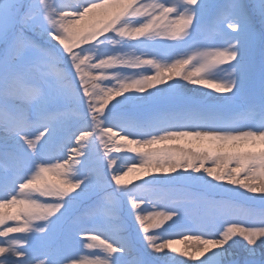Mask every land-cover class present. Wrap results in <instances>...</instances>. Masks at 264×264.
I'll use <instances>...</instances> for the list:
<instances>
[{"label":"snow or ice","instance_id":"obj_1","mask_svg":"<svg viewBox=\"0 0 264 264\" xmlns=\"http://www.w3.org/2000/svg\"><path fill=\"white\" fill-rule=\"evenodd\" d=\"M0 264H264V0H0Z\"/></svg>","mask_w":264,"mask_h":264},{"label":"rangeland","instance_id":"obj_2","mask_svg":"<svg viewBox=\"0 0 264 264\" xmlns=\"http://www.w3.org/2000/svg\"><path fill=\"white\" fill-rule=\"evenodd\" d=\"M175 246H176L177 248H180V249H183V248H184V245H183V244H179V243L176 244Z\"/></svg>","mask_w":264,"mask_h":264}]
</instances>
